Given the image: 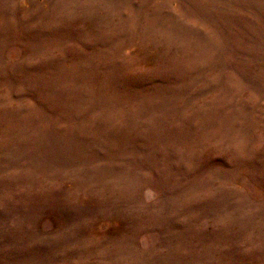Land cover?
<instances>
[{"label":"rangeland","instance_id":"374dc122","mask_svg":"<svg viewBox=\"0 0 264 264\" xmlns=\"http://www.w3.org/2000/svg\"><path fill=\"white\" fill-rule=\"evenodd\" d=\"M0 264H264V0H0Z\"/></svg>","mask_w":264,"mask_h":264}]
</instances>
